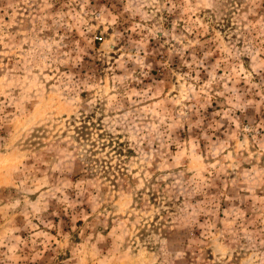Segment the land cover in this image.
<instances>
[{
  "label": "rangeland",
  "instance_id": "1",
  "mask_svg": "<svg viewBox=\"0 0 264 264\" xmlns=\"http://www.w3.org/2000/svg\"><path fill=\"white\" fill-rule=\"evenodd\" d=\"M0 264H264V0H0Z\"/></svg>",
  "mask_w": 264,
  "mask_h": 264
}]
</instances>
